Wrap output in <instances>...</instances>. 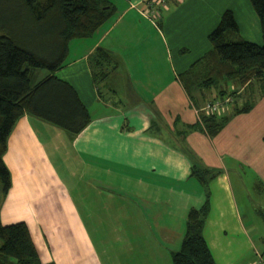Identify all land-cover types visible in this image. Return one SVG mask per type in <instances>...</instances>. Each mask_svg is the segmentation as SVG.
<instances>
[{
  "label": "crops",
  "instance_id": "0c3cea01",
  "mask_svg": "<svg viewBox=\"0 0 264 264\" xmlns=\"http://www.w3.org/2000/svg\"><path fill=\"white\" fill-rule=\"evenodd\" d=\"M106 1L112 18L73 40L55 73L76 90L88 126L71 135L25 114L7 139L11 223H26L44 264H172L189 212L209 200L203 235L216 263L259 264L260 227L244 213L252 193L264 197V85L226 84L236 94L223 114L237 100L253 108L210 137L198 125L218 91L192 99L180 81L212 49L209 36L227 10L244 40L263 44L250 1ZM97 49L113 63L98 84L90 63ZM194 165L215 173L207 190Z\"/></svg>",
  "mask_w": 264,
  "mask_h": 264
},
{
  "label": "trees",
  "instance_id": "16d2710c",
  "mask_svg": "<svg viewBox=\"0 0 264 264\" xmlns=\"http://www.w3.org/2000/svg\"><path fill=\"white\" fill-rule=\"evenodd\" d=\"M257 15L263 44L244 40L234 13L227 10L219 26L210 34L212 49L180 75L188 95L218 91L215 99L236 94L225 89L228 83L238 88L252 80L264 85V0H249ZM115 8L106 0H0V190L7 195L11 178L2 156L7 139L25 114L52 124L71 135L82 132L90 123L88 110L76 90L55 76L68 56L75 39L91 37L109 21ZM97 49L90 63L93 80L103 81L113 63ZM115 69V68H113ZM48 75L38 82L39 72ZM195 102H197L195 100ZM253 102L236 105L222 115H201L198 128L216 136L234 115L248 113ZM192 176L207 190L215 173L194 165ZM208 198V196H207ZM209 200L193 209L187 218L182 245L172 254V264H217L204 238ZM264 219V214L261 213ZM0 264H44L26 223L0 224ZM54 264V263H48Z\"/></svg>",
  "mask_w": 264,
  "mask_h": 264
},
{
  "label": "rangeland",
  "instance_id": "374dc122",
  "mask_svg": "<svg viewBox=\"0 0 264 264\" xmlns=\"http://www.w3.org/2000/svg\"><path fill=\"white\" fill-rule=\"evenodd\" d=\"M46 71H43L44 73ZM103 85V83L101 84ZM100 85V86H101ZM237 104L240 105L241 103L237 100ZM252 201L254 203L250 204V212L244 213L246 214L247 220H250L253 224H257L260 228H258V235L254 236V242L256 246L264 252V219L261 216V213L264 214V197L257 196V194L252 193ZM14 214L8 212L5 204L4 198L2 196L0 190V224L1 225H10L14 219L12 218ZM2 242L0 241V246Z\"/></svg>",
  "mask_w": 264,
  "mask_h": 264
},
{
  "label": "built area",
  "instance_id": "2783aa9c",
  "mask_svg": "<svg viewBox=\"0 0 264 264\" xmlns=\"http://www.w3.org/2000/svg\"><path fill=\"white\" fill-rule=\"evenodd\" d=\"M145 16L150 19L152 22L156 16V9H150L147 11ZM234 102L233 97L228 96L223 99H215L213 101H209L204 106L202 112L206 115H222L226 109ZM259 264H264V257L257 253Z\"/></svg>",
  "mask_w": 264,
  "mask_h": 264
}]
</instances>
